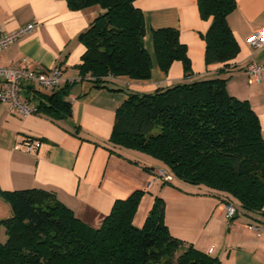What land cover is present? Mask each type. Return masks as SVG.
Listing matches in <instances>:
<instances>
[{
	"label": "trees",
	"instance_id": "obj_1",
	"mask_svg": "<svg viewBox=\"0 0 264 264\" xmlns=\"http://www.w3.org/2000/svg\"><path fill=\"white\" fill-rule=\"evenodd\" d=\"M137 0H67L71 10L99 6L102 12L80 35L85 53L83 79L98 88L129 77L151 79L152 63L144 46L143 12ZM201 18L211 20L203 39L207 65L225 69L240 53L228 23L237 0H198ZM160 68L168 73L176 61L186 77L193 74L188 48L177 29L153 32ZM226 74L231 73L225 70ZM228 79L183 83L152 94L130 93L117 109L110 142L141 152L162 164L185 184L204 188L232 205L237 213L264 210V137L258 115L248 101L233 97ZM69 86L31 92L37 111L54 119L73 114ZM147 172L151 168L144 167ZM165 185H172L164 182ZM145 192L115 202L99 228L78 219L53 193L40 189L3 194L12 216L0 219V264H220L219 259L172 236L164 222L160 197L142 228L133 219Z\"/></svg>",
	"mask_w": 264,
	"mask_h": 264
},
{
	"label": "crops",
	"instance_id": "obj_2",
	"mask_svg": "<svg viewBox=\"0 0 264 264\" xmlns=\"http://www.w3.org/2000/svg\"><path fill=\"white\" fill-rule=\"evenodd\" d=\"M135 5L144 15L151 79H109L113 84L108 87L116 90L112 91L83 79L79 70L85 53L80 35L102 12L99 6L74 11L67 0H0V23L5 32L37 23L31 34L0 52V66L34 71L59 68L63 77L59 88L69 86L67 100L73 107L71 117L54 119L40 111L23 117L10 105L0 104V219L12 216L3 194L40 189L53 193L82 222L99 228L116 201L143 191L133 219L136 227L144 226L160 197L165 202L164 222L172 236L219 259L220 264H264V210L240 208L229 220L226 204L217 194L177 179L172 185L154 182L161 163L110 142L116 111L128 94H152L183 83L219 78L228 79L227 89L233 97L250 103L264 137V71L259 84H250L245 73L253 63L264 67V49L255 51L249 43L264 27V0H237L236 10L229 15L240 53L228 69L221 63L205 62L203 35L211 20L201 18L198 0H137ZM162 28L179 31L192 62L190 77L185 76L180 61L174 62L168 73L160 68L153 32ZM31 92L34 90H24L22 96L37 108ZM26 141L35 145L34 152H27ZM4 231L2 227L0 233ZM2 235L5 238V232Z\"/></svg>",
	"mask_w": 264,
	"mask_h": 264
},
{
	"label": "built area",
	"instance_id": "obj_3",
	"mask_svg": "<svg viewBox=\"0 0 264 264\" xmlns=\"http://www.w3.org/2000/svg\"><path fill=\"white\" fill-rule=\"evenodd\" d=\"M37 23L33 22L26 26H21L12 32H5L0 23V52L10 48L20 38L31 34ZM250 45L255 51L264 49V27L256 31L249 40ZM264 67L253 63L249 65L245 73L248 76L250 84H259L262 80ZM63 77L59 68L40 69L37 71L26 69L23 66H0V104H8L23 117H27L37 112V108L32 106L27 98H23L22 92L27 89L41 92H51L60 87ZM90 80V79H88ZM26 150L29 153L34 152L35 145L26 141ZM19 149V147H17ZM172 182L173 177L166 169H159L156 172L154 182ZM226 216L229 220L237 215V210L232 205H226ZM249 229L258 231L255 226ZM213 249L209 253H212Z\"/></svg>",
	"mask_w": 264,
	"mask_h": 264
},
{
	"label": "rangeland",
	"instance_id": "obj_4",
	"mask_svg": "<svg viewBox=\"0 0 264 264\" xmlns=\"http://www.w3.org/2000/svg\"><path fill=\"white\" fill-rule=\"evenodd\" d=\"M4 232H5V238H4L3 235H2V233H4ZM4 232L0 233V241H1V240H3V241L6 240V237H7V235H6V231H4Z\"/></svg>",
	"mask_w": 264,
	"mask_h": 264
}]
</instances>
